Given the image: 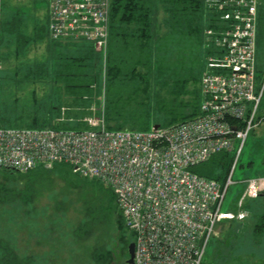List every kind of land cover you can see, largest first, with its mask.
Here are the masks:
<instances>
[{
    "label": "built area",
    "instance_id": "2783aa9c",
    "mask_svg": "<svg viewBox=\"0 0 264 264\" xmlns=\"http://www.w3.org/2000/svg\"><path fill=\"white\" fill-rule=\"evenodd\" d=\"M55 41L92 43L106 59L111 0H47ZM0 0V87L2 6ZM262 0H210L219 22L204 30L206 58L199 113L149 130L109 129L105 114L80 129L6 127L0 118V168L27 172L38 166H72L111 188L135 236L134 264H202L226 221L249 216L250 200L264 202V176L233 179L264 95L258 81L257 33ZM221 152L233 154L224 181L193 168ZM243 184L235 208L229 189Z\"/></svg>",
    "mask_w": 264,
    "mask_h": 264
},
{
    "label": "trees",
    "instance_id": "16d2710c",
    "mask_svg": "<svg viewBox=\"0 0 264 264\" xmlns=\"http://www.w3.org/2000/svg\"><path fill=\"white\" fill-rule=\"evenodd\" d=\"M209 1L111 0L106 63L103 61L102 53L96 50L92 43L52 40L48 21L45 25L35 27L33 35H28L24 32V16L18 9L12 12L7 19L3 17L2 47L6 44L11 48L6 51V54L2 52L3 61L10 58L11 51L15 58H19L26 51L27 46L47 40L48 55L45 60L35 61L33 67L25 74L27 81H37L42 78L44 82L51 83L52 93L49 92L45 100L48 102L45 103L46 106L50 105L48 108L50 114L47 119L42 121L38 115L29 123H22L16 119L11 120L7 106H3L4 100L0 98L2 124L6 127L80 129L85 125L66 126L65 123L57 122L53 118L57 109L59 113L61 112L57 104L59 101L54 100L58 99L59 94H64L67 100L70 99L74 105H89L102 94V98H107L104 114L109 129L149 130L156 123H162L154 121L156 119L150 118L149 114L151 90L155 86L153 79L157 78L156 84L166 89L170 87L172 93L170 100L165 99L163 109L166 106L170 108L178 105L187 111L182 120L194 117L199 113L201 104V78L207 65L206 58L214 53V49L204 46V30L220 23V14L209 7ZM160 13H163L164 18L159 16ZM263 40L264 11L260 8L258 51ZM188 50L194 51L192 59L202 60V66L199 72L194 71L193 66L194 70H186L190 74L185 75L183 71L178 72V69L188 67V64L185 66L184 62L188 59ZM258 71L259 77L261 70L258 68ZM34 76L35 79L31 80ZM175 77L177 80L172 83ZM191 83L200 84V90L196 88L192 90ZM191 91L195 92L194 102L192 107L188 108V101L182 97L187 96ZM55 95H57L56 98ZM33 98L37 100L35 92H33ZM163 109L161 108L160 114L164 112ZM168 125L172 124L162 126ZM233 158V154L229 152L217 153L208 161L195 166L193 171L222 182L231 168ZM56 166H64L70 172H74L70 165L61 163L53 167ZM37 169L46 168L38 166L27 172L0 168V172L16 177L29 174ZM73 174L79 178L83 177L75 172ZM92 180L94 181L89 182L99 188V193L94 197L83 219L75 227L73 233L77 238L76 243L80 244L82 257L87 258L88 261L95 260L97 264H104V262L105 264H127L128 246L135 240V236L126 225L113 190L98 179ZM2 191L4 193L3 196L0 195L2 201L7 200L3 198H8L14 193L4 188ZM24 199L28 201L26 197ZM258 202L261 207L254 209ZM245 208L254 217L253 237L256 241H260L264 237V202L261 199L250 200ZM246 218L225 223H239L245 221ZM0 241V262L11 264V259L15 261V254L14 249L8 244L10 239L1 237ZM213 241L214 239L211 240L209 247ZM109 243L112 244L109 245ZM202 264L206 262L203 261Z\"/></svg>",
    "mask_w": 264,
    "mask_h": 264
},
{
    "label": "rangeland",
    "instance_id": "374dc122",
    "mask_svg": "<svg viewBox=\"0 0 264 264\" xmlns=\"http://www.w3.org/2000/svg\"><path fill=\"white\" fill-rule=\"evenodd\" d=\"M262 4L264 5V0ZM262 4L259 9L262 8L264 11ZM2 6V18L6 19L18 9L24 16V32L28 35H33L35 27L45 25L48 21L47 0H3ZM159 16L164 18L163 13ZM47 46V40L33 43L27 46L19 58H15L11 51L10 58L3 61L0 98L4 100L3 106H7L11 120L29 123L39 115L40 119L45 121L50 114L48 113L50 105L47 107L45 103L48 102L45 100L52 90L51 83L44 82L42 78L27 81L25 74L33 67L35 61L45 60L48 55ZM8 49L11 50L4 44L2 52L6 54ZM193 53L194 51L188 50V59L184 61L188 67L178 69V72L183 71L186 75L188 73L186 70H194L193 66L194 71L199 72L202 60L192 59ZM257 66L261 70L258 81H264V40L259 51L257 48ZM43 77L45 78L44 75ZM34 79L35 76L31 80ZM175 80L176 77L172 79V83ZM153 81L155 86L151 90L149 102L150 118L162 122V125L184 119L187 111L178 105L170 108L166 106L163 109L165 99L172 98L170 87L166 89L156 84L158 78ZM190 88L200 90V84L191 83ZM33 92L37 95L36 101ZM58 96V99H55L57 97L55 95L54 101H59L57 104L61 112L59 113L57 109L53 118L57 122L65 123L66 126H87L91 118L104 113L107 102V98L101 97L102 94L89 105H74L70 99L67 100L66 95ZM194 96L195 92L191 91L182 97L188 101V108L192 107ZM161 108L164 112L160 114ZM257 122L259 124L250 132L237 163L233 176L235 181L264 176V95L255 120V123ZM44 168L46 169H37L16 177L0 172V195H4L3 188L14 192L10 197L3 198L8 201H2L0 198V239L1 237L10 239L8 244L14 249L15 254V261L11 259V264H97L95 260L88 261L82 257V248L78 242L76 243L77 238L73 232L99 193V188L89 182L94 181L93 178H79L67 167ZM242 189L241 183L229 189L225 209L235 208ZM25 197L28 201L24 199ZM256 204L259 206L254 209H259L261 205L259 202ZM253 222L254 217L249 214L243 222L222 223L208 249V254L205 255L206 264H264V237L260 241L254 239Z\"/></svg>",
    "mask_w": 264,
    "mask_h": 264
},
{
    "label": "water",
    "instance_id": "95a60500",
    "mask_svg": "<svg viewBox=\"0 0 264 264\" xmlns=\"http://www.w3.org/2000/svg\"><path fill=\"white\" fill-rule=\"evenodd\" d=\"M160 125L159 124H155L153 127L154 128H158ZM128 253H129V257L126 260L127 264H134L135 260V242L132 241L129 246H128Z\"/></svg>",
    "mask_w": 264,
    "mask_h": 264
},
{
    "label": "bare ground",
    "instance_id": "6f19581e",
    "mask_svg": "<svg viewBox=\"0 0 264 264\" xmlns=\"http://www.w3.org/2000/svg\"><path fill=\"white\" fill-rule=\"evenodd\" d=\"M186 120V119H185ZM182 121H184V120H181V121H179V122H177V123H180V122H182ZM176 124V123H175Z\"/></svg>",
    "mask_w": 264,
    "mask_h": 264
},
{
    "label": "flooded vegetation",
    "instance_id": "af4514ba",
    "mask_svg": "<svg viewBox=\"0 0 264 264\" xmlns=\"http://www.w3.org/2000/svg\"><path fill=\"white\" fill-rule=\"evenodd\" d=\"M127 260V259H126Z\"/></svg>",
    "mask_w": 264,
    "mask_h": 264
}]
</instances>
